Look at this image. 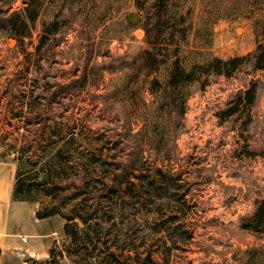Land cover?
Wrapping results in <instances>:
<instances>
[{
  "label": "rangeland",
  "instance_id": "obj_1",
  "mask_svg": "<svg viewBox=\"0 0 264 264\" xmlns=\"http://www.w3.org/2000/svg\"><path fill=\"white\" fill-rule=\"evenodd\" d=\"M10 1L0 0V16L22 5ZM132 14L143 12L127 0L112 16L134 27L116 31L97 63L108 56L132 58L146 46L143 30L127 20ZM77 29L75 21L36 56L37 34L16 43L0 30V156L37 162L25 168V177L43 182L50 195L31 194L39 208L58 211L43 223L48 256L26 264H136L133 256L146 252L163 264H237L243 250L264 246V69L247 63L194 87L173 151L157 156L142 146L138 155L134 134L142 123L132 120L127 130L118 104L100 98L118 74L104 72L92 86L73 83L84 62ZM255 47L250 20L216 24L212 54L229 58ZM251 80L257 82L254 103L221 119L219 112ZM144 97L149 100L148 92ZM48 142L53 150L39 160ZM60 146L64 168L41 170ZM65 221L74 227L75 240L63 233Z\"/></svg>",
  "mask_w": 264,
  "mask_h": 264
},
{
  "label": "trees",
  "instance_id": "obj_2",
  "mask_svg": "<svg viewBox=\"0 0 264 264\" xmlns=\"http://www.w3.org/2000/svg\"><path fill=\"white\" fill-rule=\"evenodd\" d=\"M2 1L4 4L11 2ZM21 2L19 9L0 16V30L13 37L16 43L37 34L35 55L44 47L52 46L53 39L58 35L63 37L68 26L77 21L75 44L84 48V62L80 75L73 83L92 86L104 72L118 74L110 84L108 93L101 94L100 98L118 104L127 130H130L132 120L142 123L134 134L138 155L142 146L157 156H166L173 151L175 139L183 129L186 102L194 87L202 89L211 76H229L247 63L254 70L264 69V0H131L143 12L135 25L143 30L142 39L146 46L132 58L108 56L109 60L103 63H97L96 57L106 41L113 38L116 31L126 33L134 27L124 19L112 17L122 12L127 0ZM242 18L250 20L256 37L254 51L229 58L212 54L210 48L214 42L216 24L222 20L237 21ZM256 87L257 82L251 80L249 86L219 112V117L225 119L233 115L240 105H252L256 98ZM144 92H148L149 100L144 97ZM53 143L42 146L39 160L45 157L46 152L53 150ZM62 157L63 148L60 146L48 160L42 162L40 169L50 170L55 164L58 169H63ZM13 159L17 162L12 185L15 200L37 202L31 192H39L41 196L50 195L49 190L43 188V182L25 177V168L35 167L37 162H30L23 156ZM128 173L129 169L124 168L125 177ZM47 175L50 176L49 173ZM111 180L115 182V187H119L121 180L118 174H114ZM141 210L140 216L146 223L147 214ZM260 211L254 217L258 225L262 221ZM57 213L54 208L37 207L34 211L38 219ZM74 218L85 221L81 215ZM62 226L65 236L75 240L74 227L68 221ZM244 227L251 226L244 224ZM133 258L136 264H163L149 252ZM236 261L237 264H264V246L254 245L243 250Z\"/></svg>",
  "mask_w": 264,
  "mask_h": 264
},
{
  "label": "crops",
  "instance_id": "obj_3",
  "mask_svg": "<svg viewBox=\"0 0 264 264\" xmlns=\"http://www.w3.org/2000/svg\"><path fill=\"white\" fill-rule=\"evenodd\" d=\"M15 172L16 160L0 156V264H26L48 256L46 218L35 217L37 202L12 197Z\"/></svg>",
  "mask_w": 264,
  "mask_h": 264
},
{
  "label": "water",
  "instance_id": "obj_4",
  "mask_svg": "<svg viewBox=\"0 0 264 264\" xmlns=\"http://www.w3.org/2000/svg\"><path fill=\"white\" fill-rule=\"evenodd\" d=\"M140 19V16L137 14H132L129 17H127V20L130 21L132 24H136ZM139 33V31H137ZM10 41H14L13 39H10Z\"/></svg>",
  "mask_w": 264,
  "mask_h": 264
},
{
  "label": "built area",
  "instance_id": "obj_5",
  "mask_svg": "<svg viewBox=\"0 0 264 264\" xmlns=\"http://www.w3.org/2000/svg\"><path fill=\"white\" fill-rule=\"evenodd\" d=\"M22 239L24 240V239H25V237L23 236V237H22Z\"/></svg>",
  "mask_w": 264,
  "mask_h": 264
}]
</instances>
